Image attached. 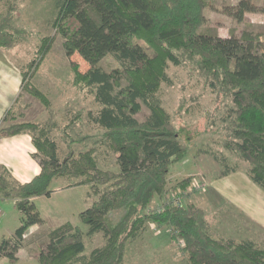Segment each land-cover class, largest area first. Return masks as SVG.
Listing matches in <instances>:
<instances>
[{"label": "trees", "instance_id": "trees-1", "mask_svg": "<svg viewBox=\"0 0 264 264\" xmlns=\"http://www.w3.org/2000/svg\"><path fill=\"white\" fill-rule=\"evenodd\" d=\"M56 6L54 26L64 38L67 56L71 59L77 53L88 65L83 70L71 59L75 85L94 95L98 109L90 110L88 117L101 134L93 146L78 152L76 140L71 139L62 157L54 135L59 130L57 121L0 127V137L31 135L37 149L33 156L41 165V172L25 183H18L9 169L2 168L0 198L15 200L21 223L13 235L1 240L0 256L17 262L28 229L35 224L46 226L33 198L50 196L53 179L68 176L78 178L71 185H90L89 197H97L79 213L88 230L69 222L49 229L34 252L40 264H124L129 240L150 222L171 231V240L187 257L186 264H264V243L214 237L204 210L196 204L183 205L169 197L159 209L151 207L157 196L169 190L179 197L192 191L191 176L167 187L171 166L187 156L188 147L159 94L163 82L172 83L170 64L186 61L197 63L199 74L218 100L228 99L220 117L227 130L222 145L238 153L246 167L230 166L225 154L213 152L214 159L226 166L225 173L243 168L264 187V34L222 37L203 30L207 0H57ZM260 9L254 0H238L226 6L225 12L243 21L248 12ZM8 15L0 14L6 19L0 20V47L4 48L19 41ZM53 41L51 36L42 38L39 59L50 51ZM108 55L122 69L106 71L100 62ZM38 66L39 60H33L22 71V90L48 106V97L32 83V71ZM142 102L150 109L145 121L136 118ZM11 112L12 108L7 110L3 123ZM69 124L64 127V142L71 138ZM89 138L85 135L80 140ZM98 144L117 154L118 172L98 166ZM100 232L104 244L85 253V235Z\"/></svg>", "mask_w": 264, "mask_h": 264}, {"label": "rangeland", "instance_id": "rangeland-1", "mask_svg": "<svg viewBox=\"0 0 264 264\" xmlns=\"http://www.w3.org/2000/svg\"><path fill=\"white\" fill-rule=\"evenodd\" d=\"M254 1L261 9L248 12L243 21H238L225 12V7L236 3L237 0H207L205 8L207 21L203 26V30L219 34L222 37L230 35L240 37L245 32L264 34V0ZM56 4L57 0H0V14L3 16L9 14L8 17L11 15L10 21L13 27L11 29H13V32L18 33L19 37V41L14 47H0V53L4 54L0 56V59L21 70V76L22 71L28 69L27 65L33 60H39V66L32 71V83L43 91L48 97L50 104L46 106L31 93L23 90L18 100L11 107L12 112L9 114L5 125L8 126L23 121L46 122L48 119L57 121L59 130L54 131V135L59 144L60 155L63 157L67 152L68 144L66 143H70L71 139L76 140L73 144H77L75 150L78 152L86 147L93 146L94 141L100 138L101 131L89 121L88 117L90 110L96 111L98 109L94 95L87 90H80L75 85L71 59L78 61L83 70L88 65L77 53L71 59L67 56L63 45L64 38L54 26V21L58 14ZM1 19L2 17H0ZM2 22H6V19H2ZM45 36L54 37V41L50 51L44 58L41 59L40 57L39 59L38 48L42 38ZM100 65L106 71L122 69V64L113 55L106 56L100 62ZM168 74L172 83L163 82L159 89V94L164 107L171 114L172 122L180 140L188 147L187 156L182 161L174 163L173 166H183L182 163L185 160H187L186 166H192L197 161L199 168L195 169L197 174L194 175L195 183L193 180L191 181L190 189L192 191L190 195L199 192L197 198H201L203 196L201 193H205L206 189L209 188L208 177L226 169V166L214 159L213 152H217L220 155L225 154L228 157L230 166L240 165V167L245 168L246 163L240 158L238 153L231 152L222 145V142L227 138V130L221 123L220 117L226 109L228 99L224 97L222 100H218L215 97L214 93L206 85L204 78L199 74L197 63L186 61L180 65L170 64ZM122 82L123 85L127 84L126 79H123ZM149 115L150 109L142 102V109L136 114V118L140 121H145ZM66 123H70L68 133L71 134V138L66 137L67 142H64L63 136H65L64 127ZM85 135L90 136V138L82 142L80 138ZM87 142L89 144L86 146ZM95 155L100 168L110 169L115 172L119 171L117 154L105 144H98ZM177 174L178 172L175 170L174 175L177 176ZM183 178L171 177L169 180L168 176L167 187L171 188L173 184ZM77 179L68 176L56 177L53 179L55 181H52L51 186L66 188L72 186L71 184L76 182ZM90 190L89 186L88 194ZM186 191H189V187ZM88 194L85 198L84 209L89 202L97 198L94 195L89 197ZM172 196L176 197L177 202H182L179 201V196L176 192L170 190L160 198L165 203ZM200 200L202 202V199ZM151 207L153 208V206ZM161 229L159 236L162 238L163 245L159 249L152 250V245L149 241L148 248L138 254L135 243L132 241L129 249L127 244V256L124 264H186L187 257L182 254L180 246L171 240V231L167 230V228ZM224 229L217 234L224 238L238 239L243 237L232 233V231L224 232ZM48 230L43 229L41 234L27 241V244L31 242L32 248L28 250L30 254L38 250L40 242L47 238ZM6 233L2 231L0 224V242L3 239V234ZM84 239L86 244L85 253L87 254L105 242L102 232L98 235H85ZM139 242L144 245L146 243V241ZM25 244L26 242L24 241Z\"/></svg>", "mask_w": 264, "mask_h": 264}, {"label": "crops", "instance_id": "crops-1", "mask_svg": "<svg viewBox=\"0 0 264 264\" xmlns=\"http://www.w3.org/2000/svg\"><path fill=\"white\" fill-rule=\"evenodd\" d=\"M3 55L0 53V56ZM22 92L21 70L0 59V127L5 125L3 118L7 110L15 104ZM36 152L32 137L27 133L0 137V174L3 172L2 168L5 167L11 171L13 178L18 183L29 182L41 172L39 160L33 156ZM182 165L171 166L169 180L171 177L179 179L191 176L195 183L194 175L197 174L196 170L199 168L197 161L192 166H186L187 160H185ZM175 170L178 172L177 176L174 175ZM208 181L209 188L205 193H201L203 195L201 198H197L199 195L197 192L190 195L191 197H179V201H182L180 203L185 205L192 202L201 207L206 212L210 231L214 237L220 238L221 236L217 233L227 226L224 232L232 231V233L246 237L255 243L264 242V187L243 168L229 173H225V170L214 173L208 177ZM89 186L82 184L66 188L53 187L50 196L34 197L33 200L41 212L46 226L38 224L31 226L24 235L26 244L19 249L17 262L11 263L8 257L0 256V264H40L34 256V252L29 253L28 250L32 247L31 242L27 244V241L41 234L43 229H56L69 222L80 226L83 231L87 232L88 226L79 220V213L84 209ZM199 199H202V202ZM163 203L160 196H157L152 206L159 209ZM0 207L2 210L0 224L2 231L7 232L3 234V237H9L14 234L21 223V212L15 207V200L11 198H0ZM161 230L151 222L145 224L131 237L128 249L132 241L135 243L138 254L148 248L149 241L152 250L159 249L163 245L162 238L159 236ZM139 241H146V243L144 245Z\"/></svg>", "mask_w": 264, "mask_h": 264}, {"label": "built area", "instance_id": "built-area-1", "mask_svg": "<svg viewBox=\"0 0 264 264\" xmlns=\"http://www.w3.org/2000/svg\"><path fill=\"white\" fill-rule=\"evenodd\" d=\"M1 215V214H0Z\"/></svg>", "mask_w": 264, "mask_h": 264}]
</instances>
